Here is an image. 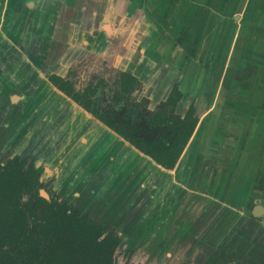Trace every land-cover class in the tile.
I'll use <instances>...</instances> for the list:
<instances>
[{
  "label": "crops",
  "instance_id": "1",
  "mask_svg": "<svg viewBox=\"0 0 264 264\" xmlns=\"http://www.w3.org/2000/svg\"><path fill=\"white\" fill-rule=\"evenodd\" d=\"M92 1L58 0L56 7L44 1L32 14L28 6L22 13V3L17 9L0 0V48H8L0 50V96L5 98L0 97V149L33 155L40 178L57 198L117 232L118 248L131 250L138 261L264 264V0H183L173 21L185 18L186 39H179L174 27L172 43L178 47L160 55L154 51L158 60H149L143 47L129 59L127 45L120 42L121 56L130 65L121 72L138 79L145 96L152 89L148 94L157 100L148 98L154 105L169 98L170 112L183 117L191 108L197 118L172 168L156 162L49 80L52 73L71 80L68 68L75 62L66 53L74 46L69 44H80L56 39L60 33H80L81 26L91 24L101 36ZM127 1L104 0L102 7L108 16L112 8L126 12ZM209 13L216 17L209 29L216 35L212 46L198 43L205 39ZM135 14L132 20L139 28L143 14ZM18 16L26 22L16 25ZM222 16H232L225 27L218 23ZM141 32L143 36L144 26ZM225 32L238 36L224 48L221 39L229 41ZM151 35L149 45L162 44ZM88 43V52L101 51ZM196 43L212 62L209 70L188 56ZM220 45L223 51L217 55L213 48ZM94 56L108 62L107 55ZM173 86L179 99L169 94Z\"/></svg>",
  "mask_w": 264,
  "mask_h": 264
},
{
  "label": "rangeland",
  "instance_id": "2",
  "mask_svg": "<svg viewBox=\"0 0 264 264\" xmlns=\"http://www.w3.org/2000/svg\"><path fill=\"white\" fill-rule=\"evenodd\" d=\"M44 1L48 3L49 2L54 3L52 5L49 4V7H52V6L56 7V5L58 4V0H53V1L52 0H23V2L22 0L21 1L15 0L16 2V5H15L13 0H9V1L7 0V2H9L10 5L11 4L15 5L17 9L21 6V3H22V6H21V8H23L22 13L23 11H26L25 6L32 8V10L34 11L33 12L31 10L32 14L36 13L37 11L35 7L36 6L41 7ZM103 3H104V0H93L90 6L92 10L99 11V13H97L96 15V22H97L96 25L98 24L99 26L98 34H101L100 37L96 35L97 32L95 33V31L92 30L91 24H85L80 27L81 29L80 33L77 31L68 33V32H65L66 30H64L62 33H60L61 37L57 36L56 38V39H59L60 41H63V40L69 41V43L71 41H74V42L80 41V44H77V43L69 44V47H71L72 45L74 46L73 48H68L67 51L69 54L66 53V56L72 58L73 62H75L68 68V76L71 78V81H72L71 84H73L74 86L73 91L75 93L81 94L82 91L87 92V90L85 89H91L95 87L94 98H95V102L98 108L100 110L101 109L107 110L108 112L111 111L118 120H123L129 123H131L132 120H135L133 119L134 117L130 115L129 110L134 111L139 116L141 115L142 117L145 116L146 118L147 116H149L152 110H155L158 107L166 108L167 110L171 109L172 104L171 102H169V98L167 100H161L156 105H154L153 102L150 101V99L148 98V96H150L155 101L157 100L156 97L153 98L154 97L153 95L148 94L150 93L152 89L151 90L149 89L147 92V95L145 96L142 92L144 91V88L141 91L142 87L140 88V85L134 88L129 94L126 91H124L127 94L123 96L124 94L122 93V95L118 96L117 100H116V97L114 96H113L114 98H112V95H114L117 92V88L119 89L118 87L119 85H117L118 83L117 80H118L120 72L123 69L130 66L128 62L125 59H123L124 57L121 56V53H120L121 49L119 50L120 42L124 43L125 46L127 45L125 49L127 58L130 59L134 57L135 54L137 55L139 53L140 47H143V49L146 51V55L148 56L147 58L149 60H154V59L160 58L159 56H154V51H156L158 55H160L159 53L161 51L162 53L165 51L166 53H170L172 51V45L173 46L177 45V44L172 43V31L174 30V27H176L178 31L177 32L175 30V33H178L179 39L183 41L186 39V35L182 31V28H184L182 26H183V23L185 22V18L183 17L181 18L180 16H178L179 18H177L176 22L173 21L174 19L173 11L177 8L179 10L182 3H184L183 0H139V1L129 0L127 1V4L130 7L126 12L124 11L121 12L117 9L118 12L116 11L115 13L112 8V14H109V16L106 13V10H103V7H102ZM97 4H102V5L100 8H98L99 5ZM195 4L196 3L192 4L194 5V8L199 6ZM138 11H142V14H143L142 17H140V22H139L140 24L138 25L139 28H137V25L134 27V22L132 20L133 19L132 17L136 16L135 12H138ZM51 15L52 13L49 12L47 14V18H49ZM86 15L87 13L83 15H79V17L83 18ZM231 17L232 16H229L226 18L225 16L224 17L222 16V18L218 20V23L222 22L223 27H225L226 24L228 25L231 22V19H230ZM19 18L20 17L18 16L16 25H18L19 23L26 22L24 19L19 20ZM101 18L102 19L109 18V19L102 20ZM100 19L102 20L101 22H99ZM3 22H4V19L2 17L1 23ZM6 22H8V20ZM214 22H216V17L212 16L211 13H209L208 16H205V21L203 24L204 25L203 35H205V39L203 41L199 40L198 43H202L205 41V44L211 45V42L216 40V35H214V31H209L210 27L215 26V25L212 26ZM143 26L145 30L144 32L145 35L143 34L142 36L141 27ZM155 28L156 29L160 28V29H157L158 31H155ZM88 33L91 34L90 37H87ZM105 33L107 35H105ZM152 33L158 36L157 38L161 39L162 44L156 43L154 47L148 44L147 40L150 39V37H152L151 35ZM192 33L196 34V31L193 30ZM200 34L201 33H199V35ZM215 34H216V31H215ZM147 35H149L150 37ZM196 36L197 34L191 35L190 38H192V40L190 41L194 42V38H196ZM224 36L229 38L228 39L229 41L225 39H221L222 41H224L223 45L225 48L229 42L233 43L235 41L234 39H236V37L238 36V33L225 32L223 33V37ZM90 39L91 41H89ZM87 42H89L88 44H92L95 47H99L101 51L96 52V53H98V55L100 56L107 55L106 59L108 60V62L105 60L103 56L101 57L94 56V54L96 55V53H90L91 51L88 52L89 50L85 48V45L87 44ZM192 44L193 46L195 45L194 43ZM196 45L197 46L194 49L193 55L190 54L189 52H186L187 50H185L184 53L186 54L189 53L188 56L190 57L194 65L198 66L200 69L209 70V67L212 65L211 60L207 59V57L204 56V48L202 47V45L197 44V43ZM137 46L138 48L136 49ZM5 48L8 50L7 47H3L2 45L0 50L2 51ZM179 48L182 50L183 48L186 49L184 45H180ZM11 49H14V48L12 47ZM20 49H22V47ZM213 49L217 51V55L221 54V52L223 51V48L221 47V45H220V48L218 49L213 48ZM213 49H211V51ZM190 51H193V50L191 49ZM159 66L161 67V65L158 64L157 67L159 68ZM3 75L5 77L8 74L4 73ZM0 97H1V100L5 99V98L3 99L2 96ZM140 123L139 125H142V123L141 124ZM154 128L156 131H159L160 133H166V134H168L167 132L170 130V128H165L167 130L163 131V130L158 129L159 128L158 126ZM149 130L153 131L154 129L149 128ZM142 131H147V128L143 127ZM153 136L154 135H151L150 138H152ZM32 156L33 155H29L25 152L13 153L10 149H4V150L3 148L0 149V167L4 169L3 174L1 173V176H0V201L9 203V202H16L20 198H23V195H21L20 186L24 182V179H23L24 168H22V166L19 165L18 159L21 157L22 158L25 157L28 161H30V160H33ZM33 162L35 165L34 160ZM37 171L40 175L41 172L38 169ZM0 172H2L1 168H0ZM40 180L44 184H46V182L42 180L41 178ZM46 185L47 186L42 189L46 192L47 196H49L48 193L51 190V188L48 186V184ZM51 191L53 192V190ZM53 193H55V191ZM138 260L140 259L138 257H133L132 253H129L128 250L124 251V249L122 248L116 249L114 264H124L125 262H128L129 264H136ZM146 264H154V263L151 261H148Z\"/></svg>",
  "mask_w": 264,
  "mask_h": 264
},
{
  "label": "trees",
  "instance_id": "3",
  "mask_svg": "<svg viewBox=\"0 0 264 264\" xmlns=\"http://www.w3.org/2000/svg\"><path fill=\"white\" fill-rule=\"evenodd\" d=\"M49 80L166 168L175 165L197 122L190 108L183 117L178 116L173 125L170 124V133H159L151 139L140 138L127 131V127L135 131L137 126L126 123L125 127L108 112L99 113L90 100L81 102L79 95L73 93L71 83L62 76L52 73ZM137 83L133 75L122 73L123 91L132 90ZM174 94L180 98L179 91L174 90ZM118 96L120 93L115 95L116 100ZM129 112L133 114V111ZM165 118L163 112H154L149 124L160 125ZM160 134L165 136L164 140ZM18 163L24 168V182L20 186L23 198L9 203L0 201V264H114L115 252L121 242L114 230L69 205L66 200H58L51 190L48 197L43 196L40 189L46 184L40 180L33 160L23 157ZM0 168L1 176L4 169Z\"/></svg>",
  "mask_w": 264,
  "mask_h": 264
},
{
  "label": "flooded vegetation",
  "instance_id": "4",
  "mask_svg": "<svg viewBox=\"0 0 264 264\" xmlns=\"http://www.w3.org/2000/svg\"><path fill=\"white\" fill-rule=\"evenodd\" d=\"M122 73L123 72H120V74H119V77H118V80H117V85H119L118 87H119V89L117 88V92L115 93V94H119L120 93V95H122V93L124 94L123 96H125L127 93L129 94V93H131V91L134 89V88H136L139 84H140V82L138 81V79H137V81H138V83L137 84H135L134 86H133V88H132V90H130V91H128L127 93H125L124 91H123V89H122V84H121V77H122ZM70 83H72V81L71 80H69V79H67ZM71 87H72V90H74L73 88H74V86H73V84H71ZM89 88V87H88ZM76 90V89H75ZM85 90H87V92H83L82 91V93L81 94H78V93H76V94H78L79 95V100L82 102H85L86 100H90L91 101V105H92V107H94L99 113H102V112H104V111H106V112H108L107 110H104V109H99L98 108V106H97V104H96V102H95V98H94V93H95V87H93V88H91V89H85ZM174 90L175 91H178V89H177V86H173V87H171V90H170V92H169V94L170 95H175L174 94ZM73 93H75L74 91H73ZM115 94L114 95H112V98H114L115 97ZM114 96V97H113ZM159 108V109H158ZM157 109H155V110H152L151 112H150V114H149V116H147L146 118H145V116H143L142 117V115L141 116H139V115H137V113H135L134 111H133V114H132V116L134 117L133 119H135V120H132L131 121V123H130V125H134V126H137V128H136V130L135 131H130L129 129H128V127H127V125H126V123H129V122H126V121H123V120H118L117 118H116V116H114V114L110 111V112H108L110 115H111V117L112 118H114V120L116 121V122H119L120 124H122L123 126H125V127H127V131L128 132H130V133H133L134 135H136L137 137H140V138H144V139H151L150 137H151V135H154V136H156V135H158L160 132L159 131H156L155 130V128L154 127H159L158 129H160V130H163V131H166L167 129H165V128H170V124L171 125H173V123L177 120V117L179 116V117H182L181 115H176V114H173L172 112H170L169 110H167L166 108H161V107H158ZM158 111H161V112H163V114H164V116L166 117L165 118V122L164 123H162V124H160V125H158L157 123H152V124H149V119L151 118V116L153 115V113L154 112H158ZM141 117V118H140ZM140 121H141V123H142V125H139V123H140ZM140 123V124H141ZM143 127H146L147 128V131H142V129H143ZM149 128H151V129H154L153 131H150L149 130ZM156 132V133H155ZM171 132V130H169L167 133H170ZM155 133V134H154ZM165 134V133H164ZM153 136V137H154ZM163 137V140L165 139V136H162ZM20 157V156H19ZM22 158V157H21ZM47 186V185H46ZM118 248V247H117ZM128 252L129 253H132V251L131 250H128ZM138 263H143V264H145L144 262H142V261H139V262H137L136 264H138Z\"/></svg>",
  "mask_w": 264,
  "mask_h": 264
},
{
  "label": "water",
  "instance_id": "5",
  "mask_svg": "<svg viewBox=\"0 0 264 264\" xmlns=\"http://www.w3.org/2000/svg\"><path fill=\"white\" fill-rule=\"evenodd\" d=\"M40 193L42 194V195H44V196H47V194H46V192L42 189V190H40ZM65 196L67 197H70L71 196V193H65ZM48 197V196H47ZM59 200V199H58ZM62 199H60V201H61ZM64 200V199H63ZM68 202V204L69 205H71V203L69 202V201H67ZM74 207V206H73ZM76 208V207H75ZM78 209H80V208H78ZM82 212H86V211H84V210H82V209H80ZM89 214V213H88ZM89 216L91 217V218H93V219H95L91 214H89ZM96 220V219H95ZM96 221H98V220H96ZM99 222V221H98ZM100 223H102V222H100ZM102 224H104V223H102ZM115 232V231H114ZM117 235H118V233L117 232H115ZM119 236V235H118Z\"/></svg>",
  "mask_w": 264,
  "mask_h": 264
}]
</instances>
